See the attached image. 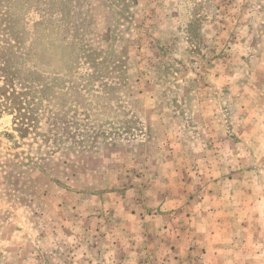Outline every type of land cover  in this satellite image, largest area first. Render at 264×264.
Masks as SVG:
<instances>
[{"label": "rangeland", "instance_id": "374dc122", "mask_svg": "<svg viewBox=\"0 0 264 264\" xmlns=\"http://www.w3.org/2000/svg\"><path fill=\"white\" fill-rule=\"evenodd\" d=\"M0 264H264V0H0Z\"/></svg>", "mask_w": 264, "mask_h": 264}]
</instances>
